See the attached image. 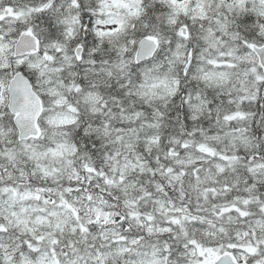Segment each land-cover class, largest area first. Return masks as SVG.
<instances>
[{
    "label": "clouds",
    "instance_id": "clouds-1",
    "mask_svg": "<svg viewBox=\"0 0 264 264\" xmlns=\"http://www.w3.org/2000/svg\"><path fill=\"white\" fill-rule=\"evenodd\" d=\"M0 264H264V0H0Z\"/></svg>",
    "mask_w": 264,
    "mask_h": 264
}]
</instances>
